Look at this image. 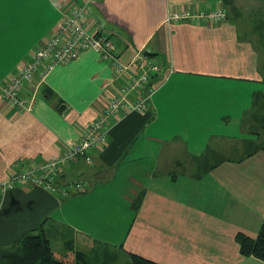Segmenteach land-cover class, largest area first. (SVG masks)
Here are the masks:
<instances>
[{
    "label": "crops",
    "instance_id": "obj_1",
    "mask_svg": "<svg viewBox=\"0 0 264 264\" xmlns=\"http://www.w3.org/2000/svg\"><path fill=\"white\" fill-rule=\"evenodd\" d=\"M87 1L0 0V84L46 43L64 11ZM91 5L126 32L91 13L83 18L114 42L123 63L142 50L157 55L163 69L152 80L156 90L147 110L112 122L92 163L63 165L58 185L87 181L86 190L68 196L28 185L0 190V250L44 230L59 256L74 246L100 264L109 255L128 260L129 253L160 264H264L244 255L237 240L239 232L257 237L264 219V147L211 160L213 150L257 141L245 129L247 113L264 93L257 46L229 15L212 23L170 19L187 8L223 7L222 0ZM126 79L115 75L112 59L88 48L53 69L31 111H18L0 91V183L14 162L51 158L79 140ZM60 231L73 240H65L63 253L55 239Z\"/></svg>",
    "mask_w": 264,
    "mask_h": 264
},
{
    "label": "built area",
    "instance_id": "obj_2",
    "mask_svg": "<svg viewBox=\"0 0 264 264\" xmlns=\"http://www.w3.org/2000/svg\"><path fill=\"white\" fill-rule=\"evenodd\" d=\"M91 1L77 4L71 10L63 12L57 29L46 43L37 48L17 71L4 78L0 84L1 97L20 112L31 111L40 85L53 69L76 59L88 48L98 51L103 59H112L115 75L127 74V79L109 96L106 106L85 128L79 140L67 144L59 154L51 158H28L14 162L7 178L0 183L1 191L28 185L68 196L73 190H86L89 185L87 181L75 180L58 185L63 165L78 159L92 163L93 150L107 144L112 122L121 113L145 111L149 107V101L156 90L152 80L162 71L163 64L157 55L143 50L132 62L123 63L114 42L100 32L91 31L84 23V16L91 13ZM226 18L227 10L224 7L210 10L187 8L170 15L173 20L211 23ZM130 71L132 72L129 73Z\"/></svg>",
    "mask_w": 264,
    "mask_h": 264
},
{
    "label": "rangeland",
    "instance_id": "obj_3",
    "mask_svg": "<svg viewBox=\"0 0 264 264\" xmlns=\"http://www.w3.org/2000/svg\"><path fill=\"white\" fill-rule=\"evenodd\" d=\"M222 5L227 10V17L229 15L235 18L238 22L242 36L253 41L259 49L264 71V0H222ZM256 100L257 103H255V106L245 117V129L247 132H258L259 134H254L257 141L254 142L252 140H246L242 143H237L234 146L235 149H231L230 151H224L222 149L217 152L216 150H213V155L211 157L212 161L221 159L225 156L238 157L239 155L247 152L255 144H264V93L259 94ZM60 233L61 235L55 236V239L60 246V251L63 253V251H66L67 249L64 245L65 240L70 243H72L73 240L71 239V234L65 233L64 231H60ZM18 248L19 244L8 250H0V264L3 263V258L6 252L13 251ZM112 253L113 252H107V254ZM129 260L130 258H128V260L121 257L118 258V254L109 255L107 260H105V257L102 259V261H107V264H127ZM92 263L100 264L93 261Z\"/></svg>",
    "mask_w": 264,
    "mask_h": 264
},
{
    "label": "trees",
    "instance_id": "obj_4",
    "mask_svg": "<svg viewBox=\"0 0 264 264\" xmlns=\"http://www.w3.org/2000/svg\"><path fill=\"white\" fill-rule=\"evenodd\" d=\"M259 95H257L258 97ZM257 97L255 103H257ZM252 134H259L258 132ZM259 137V136H258ZM264 147V144H255L247 152H250L256 147ZM245 152V153H247ZM209 165L208 167H212ZM140 199V198H139ZM137 200L135 206L139 204ZM237 240L240 243L241 252L244 255H254L264 260V219L257 237L239 232ZM129 262L127 264H160L154 260L143 257L136 253H129ZM2 264H94L87 260L86 253L74 249L70 246L64 256H59V253L51 246L50 239L44 230L38 233L26 234L19 241V248L13 251L6 252Z\"/></svg>",
    "mask_w": 264,
    "mask_h": 264
},
{
    "label": "water",
    "instance_id": "obj_5",
    "mask_svg": "<svg viewBox=\"0 0 264 264\" xmlns=\"http://www.w3.org/2000/svg\"><path fill=\"white\" fill-rule=\"evenodd\" d=\"M91 14H93L105 27L111 28L121 34L127 35L126 32L119 28L117 25L112 24L110 22H108L105 17L103 16V14L100 12V10L98 9L97 6L95 5H91L89 8Z\"/></svg>",
    "mask_w": 264,
    "mask_h": 264
}]
</instances>
